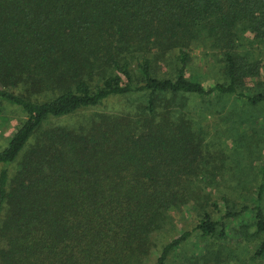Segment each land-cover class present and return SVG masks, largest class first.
I'll use <instances>...</instances> for the list:
<instances>
[{"label":"trees","instance_id":"obj_1","mask_svg":"<svg viewBox=\"0 0 264 264\" xmlns=\"http://www.w3.org/2000/svg\"><path fill=\"white\" fill-rule=\"evenodd\" d=\"M263 40L264 0H0V105L24 115L0 149V264H264V155L252 205L221 211L196 184L202 134L177 102L264 105L244 91ZM195 47L218 52L223 83L186 76ZM171 55L174 76L159 77ZM110 101L122 105L98 110ZM188 204L195 224L179 232Z\"/></svg>","mask_w":264,"mask_h":264},{"label":"rangeland","instance_id":"obj_2","mask_svg":"<svg viewBox=\"0 0 264 264\" xmlns=\"http://www.w3.org/2000/svg\"><path fill=\"white\" fill-rule=\"evenodd\" d=\"M246 48H250V45ZM249 50L264 64V42L255 44ZM174 68L175 59L171 55L166 61L159 63L156 75L173 77ZM261 74L262 77L246 82L245 93L264 91V67ZM186 76L200 82L206 88L223 83L225 80L223 63L218 52L212 50L205 55L202 48L195 47L186 67ZM131 101L138 103L143 99L133 97ZM177 102L179 111L191 122L193 130L202 134L201 150L207 176L204 178L205 181L196 183L198 187L203 188L205 192L210 193L212 199L217 200L221 211L228 207L239 209L242 205H252L251 200L259 182V170L264 155V105L251 107L232 96L212 94L204 97L187 95ZM121 105L116 101H110L98 110H118ZM88 114L90 112L61 120L53 119L49 121V125L72 126L82 121ZM23 118L24 115L18 109L5 104L0 105V149L7 143ZM193 208L188 204L180 211L173 212L177 231L191 229L194 226L198 213ZM205 210L217 218L218 213L213 211L212 206L208 205ZM246 218H251V215L248 214L245 220ZM229 225L234 228L237 223L232 222ZM229 235L234 242L237 236L233 229H229ZM198 243V240H193L190 246L196 248ZM256 243L255 241L245 243L243 247L236 248V253H251ZM157 255L156 251L152 252L150 259L153 260Z\"/></svg>","mask_w":264,"mask_h":264}]
</instances>
